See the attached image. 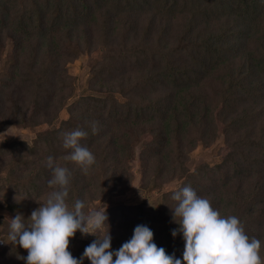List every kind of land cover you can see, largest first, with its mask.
Wrapping results in <instances>:
<instances>
[{
	"label": "trees",
	"instance_id": "16d2710c",
	"mask_svg": "<svg viewBox=\"0 0 264 264\" xmlns=\"http://www.w3.org/2000/svg\"><path fill=\"white\" fill-rule=\"evenodd\" d=\"M262 18L264 0H33L24 4L0 0V32L6 26L17 28L12 33L16 51L12 71L6 76L9 81L0 82V93L12 84L30 90L27 99L20 90L15 96L26 109L21 114L14 104L16 123L33 126L50 123L56 116L47 110L62 98L58 93L62 85L51 80L47 64L92 47L100 48V59L105 60L99 68L95 65L89 82L93 90L67 105L60 126L38 132L31 155L17 150L21 142L3 144L14 152L5 166L0 160L2 211L12 218L17 213L27 218L39 206L34 199L43 201L51 191L45 160L52 156L71 172L69 206L81 199L87 212L92 199L113 194L117 183L129 178L133 140L148 132L150 140L137 151L142 174L153 165L166 180L181 177L179 187L191 185L222 216L238 210L246 234L263 243L264 259V76L257 75L264 70V33L258 29ZM244 60H252L253 72L243 68ZM40 66L37 73L35 67ZM23 67L19 74L23 85L11 83L16 69ZM256 75L261 77L258 83L253 82ZM206 86L217 90L216 100L207 94ZM217 100L215 122L212 105ZM30 105L33 110L28 114ZM92 122L98 127L96 134ZM77 128L88 133L80 143L96 158L87 174L62 159L71 151L63 148L62 133ZM219 131L228 146L226 156L190 171L184 164L188 152L199 139L208 144ZM176 151L179 155L171 159ZM105 206L111 250L119 249L134 227L143 224L153 231L158 247L182 258L184 241L180 233L171 235L178 227L172 218L162 219L161 213L141 203L124 206L103 201ZM9 224L0 215V264H25L17 255L26 256L27 251L4 243ZM77 234L70 238L68 250L80 257L95 237L79 240ZM83 264L90 261L85 258Z\"/></svg>",
	"mask_w": 264,
	"mask_h": 264
},
{
	"label": "clouds",
	"instance_id": "9594fccd",
	"mask_svg": "<svg viewBox=\"0 0 264 264\" xmlns=\"http://www.w3.org/2000/svg\"><path fill=\"white\" fill-rule=\"evenodd\" d=\"M91 128L93 134L98 132L96 122ZM87 135L81 128L62 133L63 148L71 150L62 159L76 163L84 174L96 162L89 148L80 143ZM45 166L51 171L47 182L51 191L43 201L34 199L39 206L27 218L20 213L10 218L4 242L27 251L26 256L17 255L25 264H83L85 258L90 264H264L261 241L246 234L238 217L222 216L191 185L173 190L175 205L169 207L172 221L178 225L171 235L180 233L184 241L182 258L158 247L153 242V231L143 224L134 227L131 238L119 249L111 250L106 206L85 212V202L76 199L70 207V170L52 156L46 157ZM77 231L95 237L79 258L68 250L70 238Z\"/></svg>",
	"mask_w": 264,
	"mask_h": 264
},
{
	"label": "rangeland",
	"instance_id": "374dc122",
	"mask_svg": "<svg viewBox=\"0 0 264 264\" xmlns=\"http://www.w3.org/2000/svg\"><path fill=\"white\" fill-rule=\"evenodd\" d=\"M15 1L16 2L22 1V4H24L25 2L26 3L33 2V0H15ZM263 25H264V18H262V21H260V23H258L259 26L258 29H260L259 33H264ZM16 30L17 28L13 29L10 26L9 27L6 26L0 32V82L4 80L9 81V79L6 76L12 71L14 55L16 54V51L14 50L15 36L12 35V33H14ZM28 50L29 48L24 50L22 54H24ZM100 50H101L100 48L95 49V47L94 48L92 47L88 50L78 52L77 54L69 55L68 57L59 58L56 61L51 62L50 64H47L48 60L45 57V63L49 66L48 74H52V77L50 75L51 80L58 83V85H62L61 89L58 90V93L59 92L61 93L62 98L61 99L56 98L54 101V105H52V107L55 108L49 107L47 110V112L50 114L56 113V116L54 117L53 121L50 123H45V122L37 123L36 125L30 126L29 124H19L13 121L14 120L13 113L14 111H17L16 105L19 107L20 110L18 111L21 112V114L24 113L23 111L26 110L24 107L20 106L21 101L16 99L15 96L18 95L20 90V92L23 93L22 95L25 97V99L29 98L28 93L30 90H27L28 88L24 90L21 89V87L19 86L20 89H18L16 88L15 84H12L7 86L5 90L0 93V102L2 103V109L0 110L2 113V115L0 113V160L4 161V166L6 161L8 160V156L10 154H13L14 151L8 152L6 146L3 144L7 143L9 146H11V144L14 142H21L23 143V145L22 147L17 148V150H20L23 153V156L31 155L29 150H31L32 147L33 149L34 147H36V143L38 142L37 141L38 132H41L45 128L60 126L59 123L61 122V120L67 117L68 114L67 105L72 100L80 98L87 91L93 90L90 87L89 82L91 81L90 78L92 74H94L95 65L97 66V68H99L103 63H105V60L100 59L101 56ZM242 63H244L243 68H245L249 72H253L250 69L252 60L251 61L247 60L246 62L244 60ZM35 68H36V72L38 73V71H40L39 69H41V66ZM24 70H25L24 67L17 68L16 71L14 72V76L13 79L11 80V83L13 82L22 83L19 78V74ZM257 75H260L261 77L264 76V70L261 68L258 71ZM257 75L255 76L256 79H254L253 81L254 83H258V81L261 80V77L260 76L257 77ZM206 92L209 96L212 97V100H216L217 97L216 89L206 86ZM14 99L16 100L15 102ZM218 103L219 101L217 100L212 105L214 106L213 119L215 122L217 121L216 109L219 108ZM32 110H33V106L30 105L28 109V114ZM24 123H27L26 117ZM219 125L220 124H217L216 126ZM219 133L220 131L218 132V134ZM150 138H151V134L148 132H144L141 135L134 138L132 143V149H133L132 153L134 152L133 153L134 155L129 159L128 167H127V173H128L127 175H129V178L128 179L123 178L121 181H119V183H117L116 185L117 191L114 190L113 194L108 195L110 193L109 192L104 197L96 196V198L92 199L91 202L87 204L88 211L91 210L92 208L102 209L103 201H116L124 206H135L141 203L144 205V207L150 208L151 209L150 211L161 213L159 214L160 218L162 219L171 218V211L169 207H173L175 205V202L171 199V193L173 190L177 189L181 185L183 179L181 177L175 176L169 180H166L164 177L160 175V173L154 170V168L152 167L153 165L151 166V168L147 170L145 174H142L137 151L139 146L140 147L143 146L144 143L150 140ZM205 143L206 142L204 139H199L197 141L196 147L192 151L188 152V157L186 161H184V164L188 166L190 171H192L195 168V166L214 165L217 162H219L222 158H224L228 152V146L225 145L224 142L222 141L221 134H219L218 136L215 135L214 138L211 139L208 144ZM184 148L186 149V145L182 147V150ZM170 155L172 156L171 157L172 159L174 157H177L179 153L176 151V152H172ZM3 174L4 173L0 172V176ZM2 204H3V200H2V196L0 195V211H1L0 215L10 220V218L12 217L7 213H5V211L4 212L2 211L3 210ZM236 208H238V206H235L233 209ZM227 213H231V211L228 209ZM232 215L238 217L239 216L238 210H236ZM224 216H228V215L224 214ZM85 237L86 235L82 236L78 231L77 239L83 240L85 239ZM2 246H3V239L0 236V250ZM262 248L263 247H261V249ZM69 251L72 253L74 257L79 258L75 255L72 249H69Z\"/></svg>",
	"mask_w": 264,
	"mask_h": 264
}]
</instances>
